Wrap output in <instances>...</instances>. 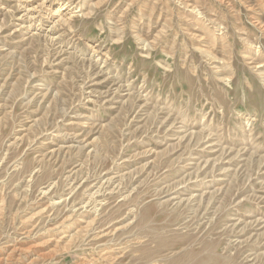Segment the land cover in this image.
Returning <instances> with one entry per match:
<instances>
[{
  "label": "rangeland",
  "instance_id": "374dc122",
  "mask_svg": "<svg viewBox=\"0 0 264 264\" xmlns=\"http://www.w3.org/2000/svg\"><path fill=\"white\" fill-rule=\"evenodd\" d=\"M0 264H264V0H0Z\"/></svg>",
  "mask_w": 264,
  "mask_h": 264
},
{
  "label": "bare ground",
  "instance_id": "6f19581e",
  "mask_svg": "<svg viewBox=\"0 0 264 264\" xmlns=\"http://www.w3.org/2000/svg\"><path fill=\"white\" fill-rule=\"evenodd\" d=\"M75 228V227H74ZM64 233V232H63ZM12 253V252H11Z\"/></svg>",
  "mask_w": 264,
  "mask_h": 264
}]
</instances>
